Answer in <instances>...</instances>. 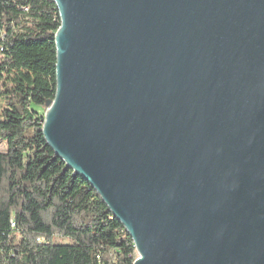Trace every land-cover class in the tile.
Returning a JSON list of instances; mask_svg holds the SVG:
<instances>
[{"label":"water","instance_id":"obj_1","mask_svg":"<svg viewBox=\"0 0 264 264\" xmlns=\"http://www.w3.org/2000/svg\"><path fill=\"white\" fill-rule=\"evenodd\" d=\"M43 134L134 264H264V0H54Z\"/></svg>","mask_w":264,"mask_h":264},{"label":"trees","instance_id":"obj_2","mask_svg":"<svg viewBox=\"0 0 264 264\" xmlns=\"http://www.w3.org/2000/svg\"><path fill=\"white\" fill-rule=\"evenodd\" d=\"M61 19L54 0H0V264H134V242L48 145Z\"/></svg>","mask_w":264,"mask_h":264},{"label":"rangeland","instance_id":"obj_3","mask_svg":"<svg viewBox=\"0 0 264 264\" xmlns=\"http://www.w3.org/2000/svg\"><path fill=\"white\" fill-rule=\"evenodd\" d=\"M45 113H46V111H45ZM5 151H6V145H5V143L0 141V152H5Z\"/></svg>","mask_w":264,"mask_h":264}]
</instances>
